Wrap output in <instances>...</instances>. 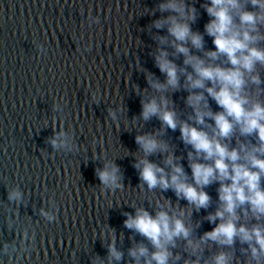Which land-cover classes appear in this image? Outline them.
Here are the masks:
<instances>
[{"label": "water", "instance_id": "water-1", "mask_svg": "<svg viewBox=\"0 0 264 264\" xmlns=\"http://www.w3.org/2000/svg\"><path fill=\"white\" fill-rule=\"evenodd\" d=\"M159 2L0 0V246L7 241L20 248L3 257V264H92L96 256L106 261V244L111 243L106 233L116 234L117 247L125 253L115 264H129V237L144 238L124 226V213L134 215L132 206L145 197L176 201L171 190L147 193L133 166V155H139L136 135L160 128L156 117L145 126L130 121L142 112L139 89L150 88L144 70L164 79L152 56L157 45L152 34L166 35L167 30L148 31L161 16L151 14ZM204 2L196 3L201 17L192 26L201 32L209 20L200 6ZM205 40L214 50L212 38ZM182 62L181 57L177 63ZM187 95L172 96L183 118L182 97ZM118 107L123 112L117 123L109 110ZM212 107L218 110L214 101ZM61 131L72 137L71 150L51 144ZM179 136L178 129H168L165 138L178 145L177 156L186 157ZM105 157L124 174V185L115 192L103 191L96 175ZM150 159L159 162L160 157ZM180 163L191 174L187 159ZM17 187L23 194L19 204L7 200L8 191ZM216 187L206 189L212 207L194 212L193 221L215 209ZM143 203L155 215L148 201ZM41 209L55 219L48 221ZM214 227L204 221L198 234Z\"/></svg>", "mask_w": 264, "mask_h": 264}, {"label": "clouds", "instance_id": "clouds-1", "mask_svg": "<svg viewBox=\"0 0 264 264\" xmlns=\"http://www.w3.org/2000/svg\"><path fill=\"white\" fill-rule=\"evenodd\" d=\"M198 2L160 0L151 12L161 16L148 26L149 33L153 27L167 30L166 35L152 34L157 41L152 56L164 79L144 70L150 88L139 89L142 112L130 121L145 126L156 117L160 128L136 135L139 155H133V166L147 193L171 190L177 199L145 197L143 202L148 201L155 215L143 202L132 206L134 215L124 213V226L144 238L137 242L129 237V264H264V0H205L200 6L209 20L203 32L192 27L201 17ZM205 36L212 38L214 50L206 47ZM181 57L182 64L177 63ZM185 91L187 118L172 99L174 93ZM122 112L120 107L109 110L112 121L118 123ZM168 129L179 130L186 157L177 156L178 145L165 138ZM51 144L57 149L73 147L64 131ZM152 156H159V162ZM185 159L191 174L180 163ZM96 175L103 191L115 192L124 185L114 159L105 157ZM213 185H218L215 209L193 221L194 212L212 207L213 197L206 189ZM7 200L19 204L23 194L18 187L10 189ZM181 200L187 204L181 206ZM41 215L55 219L43 209ZM204 221L215 227L201 235L198 229ZM108 240L107 260L96 256L92 264L124 259L116 234L106 233ZM28 243L25 240L24 253ZM31 243L34 246V238ZM19 252L15 242H3L0 264L3 257Z\"/></svg>", "mask_w": 264, "mask_h": 264}]
</instances>
